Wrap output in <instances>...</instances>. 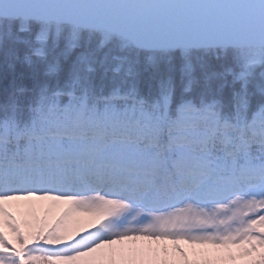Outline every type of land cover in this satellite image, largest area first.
Wrapping results in <instances>:
<instances>
[{"label":"snow or ice","instance_id":"1","mask_svg":"<svg viewBox=\"0 0 264 264\" xmlns=\"http://www.w3.org/2000/svg\"><path fill=\"white\" fill-rule=\"evenodd\" d=\"M257 67L264 0H0V264H150L112 247L141 240L264 264ZM74 212L102 223L68 242Z\"/></svg>","mask_w":264,"mask_h":264},{"label":"rangeland","instance_id":"2","mask_svg":"<svg viewBox=\"0 0 264 264\" xmlns=\"http://www.w3.org/2000/svg\"><path fill=\"white\" fill-rule=\"evenodd\" d=\"M66 206L61 204L54 208H47L44 206L37 205L34 209H27L24 206L12 205L10 210L17 215L18 219H21L23 216L27 215L29 211L35 212L36 215L40 216L43 219L51 222L53 221L65 208ZM68 226L70 235L68 236V242L78 239L80 235H87L88 232L94 231L97 227L100 226L102 221L96 216L87 213V212H74L72 213L65 222ZM7 231V229H6ZM10 234V233H9ZM180 246L184 248L189 253V259L191 264H245V261L248 258H241L238 250L233 249V253L236 255V259H230L227 255L222 252H218L209 257H196L193 255L194 250H198L202 247L211 249L212 246H200V245H190L185 242H181ZM115 248H139L147 251L148 249L157 250L159 249V257L153 254L149 260L150 264H158V261H163L165 255L163 249L166 247L168 249V258L174 259L176 264H184V259L174 251V246L171 241H125L122 244L112 246ZM108 250L102 249L97 253H94L93 256H102ZM90 258H79L76 261L71 262H58V264H89ZM139 264V262H137Z\"/></svg>","mask_w":264,"mask_h":264},{"label":"trees","instance_id":"3","mask_svg":"<svg viewBox=\"0 0 264 264\" xmlns=\"http://www.w3.org/2000/svg\"><path fill=\"white\" fill-rule=\"evenodd\" d=\"M20 71H21V67L19 65H17V68H16L17 74H19ZM261 71H264V69H260L259 67H257L256 70H255L257 81L259 79V73ZM10 80H11V70H10V74H9V81ZM25 82L28 83L29 87H31V81H25ZM216 86H217V84L214 82L213 83V87H216ZM233 87L238 88L239 87V84L233 85V83H232V77L231 76H227L225 78L224 89H223L224 96L230 95L231 92H232V90H233ZM3 88H4V82H3L2 79H0V102H2L3 99H4V96H3Z\"/></svg>","mask_w":264,"mask_h":264}]
</instances>
